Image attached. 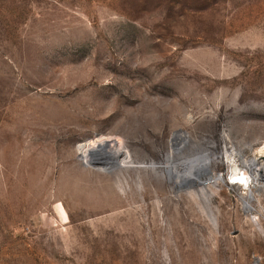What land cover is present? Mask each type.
Instances as JSON below:
<instances>
[{"label":"rangeland","instance_id":"1","mask_svg":"<svg viewBox=\"0 0 264 264\" xmlns=\"http://www.w3.org/2000/svg\"><path fill=\"white\" fill-rule=\"evenodd\" d=\"M175 132L264 161V0H0V264H264V189L148 167ZM98 136L145 168L85 166Z\"/></svg>","mask_w":264,"mask_h":264},{"label":"bare ground","instance_id":"2","mask_svg":"<svg viewBox=\"0 0 264 264\" xmlns=\"http://www.w3.org/2000/svg\"><path fill=\"white\" fill-rule=\"evenodd\" d=\"M220 138L223 143L222 157L220 158L222 161L217 162L214 152L192 153L193 155L187 157L180 147L175 146L178 141L181 145L186 143L187 133L175 132L171 141L174 143L173 150L176 151V154L173 155L172 152H169L161 166L150 165L148 167L153 170L161 169L168 179L177 186L200 184L202 186L200 193L203 195L207 184L221 181V175L212 173L211 166L216 162L218 164L222 162L229 171H232L233 177L227 183L241 186L244 189L242 191V195H245V198L242 199L243 207L246 210H252L247 199L252 200L255 195H258V191L264 189V161L260 160L256 152L251 157H243L241 152H235L233 144L225 134H222ZM78 154L85 166L107 173H114L122 168H145V166H135L129 152L123 146H113L107 138L101 136L89 138L80 144ZM237 161L239 162L237 163ZM237 165L243 170L242 172L238 171ZM256 218L253 216V220Z\"/></svg>","mask_w":264,"mask_h":264}]
</instances>
